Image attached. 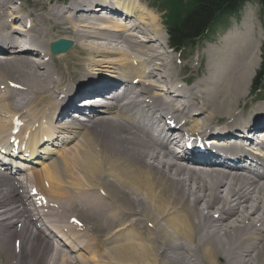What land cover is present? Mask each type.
<instances>
[{
  "label": "bare ground",
  "instance_id": "6f19581e",
  "mask_svg": "<svg viewBox=\"0 0 264 264\" xmlns=\"http://www.w3.org/2000/svg\"><path fill=\"white\" fill-rule=\"evenodd\" d=\"M243 24L184 89L144 0H0V264H264V110L234 113L260 58ZM176 128L195 137L178 156ZM105 179L108 202L80 209L77 180Z\"/></svg>",
  "mask_w": 264,
  "mask_h": 264
},
{
  "label": "rangeland",
  "instance_id": "374dc122",
  "mask_svg": "<svg viewBox=\"0 0 264 264\" xmlns=\"http://www.w3.org/2000/svg\"><path fill=\"white\" fill-rule=\"evenodd\" d=\"M24 1L25 0H23V2ZM28 1L32 2L33 0H28ZM69 1L70 0H52V4H55L56 2L67 3ZM144 1L148 3L149 9L153 10L159 16L161 25L165 30L166 20L168 21L169 19H171L169 18V16L180 12H182L183 14L184 11L189 7L188 3L190 0H144ZM43 7H45L46 10L50 7L48 6V1L46 2V5H43ZM246 18L252 20V24L255 27V30L259 33V37L261 38V47H262V42L264 40V14L261 11L260 6L257 4V2L250 1L245 3L238 10L237 13L222 17L220 21L214 27L211 28L210 32L203 39H200L198 42H196L194 46L187 47L178 54L174 52L171 54V56L173 57L171 69L174 72L178 71L182 66H186L185 70L183 71V77L187 79V85L182 84V87L184 89L193 86L195 82L199 81L200 79L206 76L207 74L206 65L208 60L207 51L212 47L219 46L222 38H224L228 32L234 31L236 29L243 30L244 29L243 23ZM65 27L68 28L66 25H64L62 28ZM54 33H52V35H54ZM165 44H167V37L165 38ZM222 45L223 44L221 42V46ZM259 65H260V58L257 61V65L255 66V72L253 73L252 78L250 79L249 85L244 91V96L242 97V99L238 100L237 108L235 109L236 111L234 110V113L238 114V112L240 111L241 108H243V106L246 107V111L242 114L240 118V120L242 121L248 119L249 115L252 114L256 108L264 110V81L261 83V85H259V89L257 92L253 93V91L251 90L252 80L255 77V74L259 70ZM72 68L73 66L71 65V67H69V71H71ZM197 68H199L198 71ZM62 69L65 70L63 66ZM71 114L73 113L71 112ZM226 122L227 119H225V123ZM218 127L220 126H215L214 128L218 129ZM260 132H262V130H258V131L256 130L254 132V136H253L254 140L257 139V136ZM258 143H260V141ZM14 178L16 182L18 181L22 182L23 180L22 176L20 177L19 175L14 176ZM105 181L106 179L100 182L102 184L99 183L100 186L96 188L85 189V186H89V185H85L82 183V181L77 180V184H79L80 186L79 193L81 197L78 198L80 209H83L86 206V204H92V202L94 204L97 201H100V199L101 201H103V204H105L104 203L105 201L108 202V198L105 195L108 193V188L105 185V183L103 185V182ZM23 187H24V181H23ZM24 191L28 192L29 188L25 189L24 187ZM80 236L82 240L85 239L83 234H80ZM50 237L53 238V234H50ZM218 264H225V262H223V260L220 259V262Z\"/></svg>",
  "mask_w": 264,
  "mask_h": 264
},
{
  "label": "trees",
  "instance_id": "16d2710c",
  "mask_svg": "<svg viewBox=\"0 0 264 264\" xmlns=\"http://www.w3.org/2000/svg\"><path fill=\"white\" fill-rule=\"evenodd\" d=\"M255 1L264 14V0H190L189 7L180 13L169 16L166 20L165 32L168 45L180 53L187 47L194 46L203 39L222 17L229 16L247 2ZM264 81V41L261 47L259 70L252 80L251 90L257 92Z\"/></svg>",
  "mask_w": 264,
  "mask_h": 264
},
{
  "label": "water",
  "instance_id": "95a60500",
  "mask_svg": "<svg viewBox=\"0 0 264 264\" xmlns=\"http://www.w3.org/2000/svg\"><path fill=\"white\" fill-rule=\"evenodd\" d=\"M70 46L71 45L68 42L59 41L52 47V51L53 52H64L65 50L70 48Z\"/></svg>",
  "mask_w": 264,
  "mask_h": 264
}]
</instances>
